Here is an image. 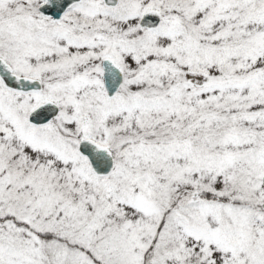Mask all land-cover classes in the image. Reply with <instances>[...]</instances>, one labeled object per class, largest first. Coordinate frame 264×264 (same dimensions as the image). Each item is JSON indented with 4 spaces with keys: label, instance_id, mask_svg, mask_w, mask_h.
Wrapping results in <instances>:
<instances>
[{
    "label": "snow or ice",
    "instance_id": "obj_1",
    "mask_svg": "<svg viewBox=\"0 0 264 264\" xmlns=\"http://www.w3.org/2000/svg\"><path fill=\"white\" fill-rule=\"evenodd\" d=\"M0 264H264V0H0Z\"/></svg>",
    "mask_w": 264,
    "mask_h": 264
}]
</instances>
